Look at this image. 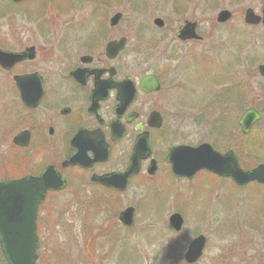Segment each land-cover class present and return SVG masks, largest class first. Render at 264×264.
<instances>
[{
  "label": "flooded vegetation",
  "instance_id": "af4514ba",
  "mask_svg": "<svg viewBox=\"0 0 264 264\" xmlns=\"http://www.w3.org/2000/svg\"><path fill=\"white\" fill-rule=\"evenodd\" d=\"M136 1H140L143 7H137ZM167 1H172L173 9H170L171 14L166 13L162 17L150 16L152 0H7L6 8L15 6L18 19L20 14L21 18L28 16L32 21L23 24L22 18V24L0 26V51L4 53L0 61V181L38 177L48 167H53L65 181L63 187L47 190L38 206V241L42 227L40 209L48 198H55L66 188L79 193L97 190L114 196L130 188L136 190V186L137 190H141L147 181L159 177L182 182L193 180L199 174L192 178L175 176L168 155L173 146L201 143L177 141L171 144L173 137L182 135L180 123L184 101L195 104L202 102V106L207 104V114L211 116V68L205 80L208 85L188 79L189 68L194 66L197 59H190L183 66L182 52L183 48L194 47L204 41L201 30L204 21L209 22L211 35V19L199 18L196 0ZM82 2L90 4L92 9L75 17L76 20L56 23L57 15L69 13ZM119 3H127L134 12H138L136 19L131 20L120 10L110 11ZM208 5H211V0ZM217 16L216 23H221L218 26L224 25L225 21H217ZM232 17L230 11L227 21ZM163 40L164 44L169 41L171 44L167 56L153 59L148 52L144 54L148 48L156 49ZM115 42L122 43V47L117 51L115 48L107 51L108 45ZM149 58L154 62L149 68L142 69L137 65L151 64ZM199 58H203L204 63L210 59L211 64V57L203 55ZM180 75H184V81ZM227 82L230 83L229 77L223 81L225 84ZM226 91L229 101L230 91L236 90L230 86ZM240 94L235 96L234 93L231 100H240ZM193 95L196 96L195 100L189 97ZM187 96L189 100L185 99ZM198 108L200 111L199 104ZM240 117L237 123L242 133ZM260 120H256L251 129L255 125L258 127ZM137 145L144 149L134 156ZM225 151H232L243 170L260 164L245 167L232 148ZM72 158L74 163H66ZM135 165L136 168L129 171ZM105 176L113 177L112 184L97 180ZM139 177L141 180L137 185L135 183ZM227 179L237 188L264 186L257 181L237 185L230 177ZM164 193V196L168 195ZM164 202H161L162 208L152 206L155 203L152 201L142 202V205H146L143 212L150 214L157 223H163L160 216L166 209ZM75 203H82L81 208H95L87 201L78 200ZM119 203L99 201L96 206L103 215V223L93 225L91 230L85 218L82 222L84 238H110L121 229L130 231L135 225L140 204L138 207L125 204L115 212ZM198 205V202L187 201L177 204L176 211L171 213L177 212L182 217L178 231L168 223L171 213L164 223L172 232L182 234L191 223L185 221L186 209ZM128 207L133 208L131 224L123 223L120 218L122 211ZM60 221L49 219L48 224L55 227ZM187 230L190 234L197 232L192 239L202 234L199 225ZM202 235L206 244L207 235L211 234ZM189 242L177 264H198L203 256L202 253L195 261H187L185 253ZM38 261L37 257L36 264ZM263 261L264 258L260 264ZM0 264H8L1 246Z\"/></svg>",
  "mask_w": 264,
  "mask_h": 264
},
{
  "label": "rangeland",
  "instance_id": "374dc122",
  "mask_svg": "<svg viewBox=\"0 0 264 264\" xmlns=\"http://www.w3.org/2000/svg\"><path fill=\"white\" fill-rule=\"evenodd\" d=\"M208 1L196 0V8L200 19H211V35L209 22L204 21L201 29L204 41L194 47H185L182 52L183 66L188 60L197 59L194 66L189 68L191 72L186 76L188 79L207 84L205 80L211 68V116L207 114V104L202 106V102L185 103L183 100V119L180 123L182 135L173 137L171 144L177 141L190 144L206 141L222 152L232 148L245 167L264 163V78L258 72V65L264 63V26L247 25L244 22L248 7L261 15L264 0H211V5H208ZM7 3V0H0L1 27L22 24V18L23 24L32 21L28 16L21 18L20 14L18 19L16 7L6 8ZM136 4L137 7H143L140 1H136ZM151 6L150 16L163 17L166 13L171 14L170 9H173L172 1L167 0H152ZM89 9H92L91 5L82 2L69 13L57 15L56 23L76 20L75 17L85 14ZM221 9L230 10L233 17L218 26L221 23H216L215 18ZM115 10L122 11L131 20H135L138 14L127 3H119L110 11ZM170 45V41L164 44L163 40L156 49L148 48L144 54L148 52L153 59L167 56ZM203 55L211 57V64L210 59L204 63V59L199 58ZM150 60L149 65H137L142 69L149 68L154 64ZM183 76L180 75L182 81ZM228 77L230 83H223ZM219 81L222 82L216 85ZM230 86L236 91H230L228 101L226 90ZM236 92L241 94L240 100L235 102L231 99L234 93L235 96L239 94ZM189 97L196 99L195 95ZM189 97L185 99L189 100ZM249 106L261 111L262 125H255L244 135L240 132L237 120ZM251 160L254 161L249 164ZM140 180L139 177L135 184L138 185ZM161 180L159 177L147 181L141 190H137L136 186V190L130 188L114 196L97 190L79 193L66 188L55 198H48L40 209L42 227L39 243L42 255L38 264H177L181 260L182 250L197 233L190 234L187 229L196 225L201 226L202 231H199L202 234H211L207 235L203 256L198 264H260L264 258V186L237 188L229 179L218 180L210 174H199L193 180L182 182L173 181L172 178ZM164 192L168 195L164 196ZM78 200L87 201L95 208H81L82 203H75ZM99 201H119L115 212L120 211L125 204L137 207L140 204L134 227L130 231H116L115 236L110 238H84L82 222L85 218L91 230L93 225L103 223V215L96 206ZM148 201L155 202L152 206L158 208H162L161 202L165 201L166 209L160 216L164 222L171 212L176 211L181 201L198 202L200 208L194 206L186 209L185 221L191 223H187V229L178 235L172 232L167 223H157L150 214L143 212L146 205L141 203ZM49 219L61 221L55 227H50Z\"/></svg>",
  "mask_w": 264,
  "mask_h": 264
},
{
  "label": "water",
  "instance_id": "95a60500",
  "mask_svg": "<svg viewBox=\"0 0 264 264\" xmlns=\"http://www.w3.org/2000/svg\"><path fill=\"white\" fill-rule=\"evenodd\" d=\"M229 17L230 11L224 9L218 13L217 21L224 22ZM244 20L250 24L262 22L264 25V8L260 16L255 14L252 8H247ZM121 47L122 43L115 42L108 45L107 51L112 48L117 51ZM3 54L0 51V61ZM258 70L264 76V64L259 65ZM17 82H19V79H17ZM259 118L260 114L255 108H247L239 119L242 132L248 133L252 124ZM17 140L15 138L14 141L17 142ZM142 149H144L142 146L137 145L134 156H137V153ZM168 159L171 170L175 175L192 177L197 171L206 169L219 175L230 176L238 184L251 180L264 183V164L244 171L239 167L237 159L231 151L218 152L206 142L197 146H174L170 149ZM74 161L73 158L66 163H74ZM135 168L136 165L130 168L129 171H133ZM126 175L124 176L126 177ZM112 178L105 176L98 177L97 180L105 184H112ZM64 184V179L55 172L53 167H48L38 177H22L0 182V245L9 264H35L38 248L36 235L38 205L48 189H58L63 187ZM132 213L133 208L131 207L122 211L121 221L125 224H131ZM169 223L173 229L178 231L182 224L181 215L179 213L171 214ZM204 241L205 238L199 235L190 242L185 253L187 261L193 262L201 255Z\"/></svg>",
  "mask_w": 264,
  "mask_h": 264
},
{
  "label": "trees",
  "instance_id": "16d2710c",
  "mask_svg": "<svg viewBox=\"0 0 264 264\" xmlns=\"http://www.w3.org/2000/svg\"><path fill=\"white\" fill-rule=\"evenodd\" d=\"M89 239H90V238H89ZM91 241H93V240H91ZM39 254H40V258H41V255H42L41 252H40Z\"/></svg>",
  "mask_w": 264,
  "mask_h": 264
}]
</instances>
